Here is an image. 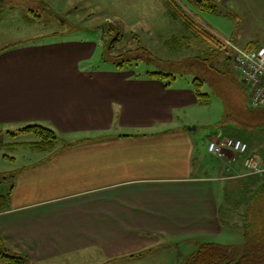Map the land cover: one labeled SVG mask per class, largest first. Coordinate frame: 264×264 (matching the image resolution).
I'll list each match as a JSON object with an SVG mask.
<instances>
[{
  "label": "crops",
  "instance_id": "obj_1",
  "mask_svg": "<svg viewBox=\"0 0 264 264\" xmlns=\"http://www.w3.org/2000/svg\"><path fill=\"white\" fill-rule=\"evenodd\" d=\"M96 31L97 40L98 33L81 39L72 37H80L78 29H65L0 50V125L17 126L10 138L32 135L17 132L26 125H43L56 133L59 148L40 152L27 145L35 139L15 142L40 158L0 186L8 193L0 211L3 245L27 264L139 262L160 235L171 246L181 239L198 246L236 225L244 229L237 221L248 218L264 181L236 177L244 172L241 160L221 161L176 124L178 113L199 102L188 82L175 85V78L165 86L142 71L93 63L102 48ZM247 100L248 90L241 111ZM256 147L245 157L264 159V143Z\"/></svg>",
  "mask_w": 264,
  "mask_h": 264
},
{
  "label": "rangeland",
  "instance_id": "obj_2",
  "mask_svg": "<svg viewBox=\"0 0 264 264\" xmlns=\"http://www.w3.org/2000/svg\"><path fill=\"white\" fill-rule=\"evenodd\" d=\"M208 3L213 9L206 8ZM169 7L177 11L174 13L178 18L169 11ZM182 19L211 24L226 36H235L242 45L249 38L260 40L264 36V0H4L3 4L0 3V46L27 37L47 39L51 37L47 33L65 29H78L80 37H72L81 39H91L88 33H98L92 36L97 40L100 31L96 30L111 27L112 33L121 32L124 35L115 53L133 47L139 49L140 44L147 50L143 56L151 61H133L132 70L172 73L176 77L175 85L179 86L186 82L191 85L194 78H200V91L209 94V101L197 102L191 108V113H178L176 124L179 127L186 125L195 139L205 146L209 141L221 137L244 140L243 135L239 134L242 130L239 122L248 119L251 108L240 109L247 90L238 71L231 59L226 60L227 54L224 52L211 55L208 48L211 44L203 43L199 38L197 40L192 33L194 30H187ZM173 35H185L186 44L172 48L170 39ZM102 53L98 47L92 62L99 63ZM223 61L227 62L230 71ZM238 109L243 112L241 117ZM227 125L234 126L236 131L227 130ZM16 129V125H0V186L9 184L11 174L29 164L30 160L40 158L24 144L15 143L33 140V135L9 137L8 133L16 132ZM259 143H264V125ZM252 150L255 152L256 148ZM246 154H251V151ZM245 155L239 154L235 159L243 161ZM255 195L252 194V199ZM237 222L246 227L242 229L236 225L235 229H229L230 235L225 231L213 240L221 244L238 242L247 230L248 218ZM158 239L161 243L152 251L145 249L140 261L137 260L139 262L116 257L103 264H179L197 247L196 243H183L182 239L174 240L172 246L169 245V238L160 235Z\"/></svg>",
  "mask_w": 264,
  "mask_h": 264
},
{
  "label": "trees",
  "instance_id": "obj_3",
  "mask_svg": "<svg viewBox=\"0 0 264 264\" xmlns=\"http://www.w3.org/2000/svg\"><path fill=\"white\" fill-rule=\"evenodd\" d=\"M207 9H213L210 3L206 6ZM169 11L176 15L177 12L173 9V7L168 8ZM178 18V15H176ZM184 26H186L187 30H194L192 33L195 37L199 38L203 43L207 42L211 44V55L218 54H227L226 60L231 59L233 62V52L230 47L219 37L215 36L208 28L209 26L196 22L195 20H186L182 19ZM113 27V26H112ZM111 27L107 29H99L101 30V40H102V59L113 64L116 69H124V68H132L133 61L137 60H149L148 58H144V53L147 52L141 44L139 45V49L130 48L124 51H120L115 53L118 49V45L123 40V34L121 32L112 33ZM221 36L229 40L231 43H235L233 38L225 36L219 33ZM115 35L116 37H113ZM112 36L111 38H108ZM185 35H173L170 39V46L172 48H177L186 44V40H184ZM38 38H33L31 40H35ZM21 43V41L5 45L1 47L0 50L8 48L12 45H17ZM243 47V46H242ZM257 46L248 45L244 48L252 49ZM139 51V52H138ZM136 52L141 54H137ZM199 61L200 57H197ZM154 58L152 57V60ZM225 59V58H224ZM206 64H209L207 59H204ZM151 61V60H149ZM226 64V68L230 71L227 62L223 61ZM234 64V63H233ZM221 67L220 65H218ZM225 66V65H224ZM235 67V66H234ZM213 68V66H210ZM220 71L219 69H217ZM138 74V73H137ZM139 74H145L147 77L156 78L163 81L165 86H169L174 80L175 75L172 73L164 72L162 70H145L140 72ZM202 80V79H201ZM203 81V80H202ZM244 84V83H243ZM202 82L199 77H196L192 80V89L197 100L203 103L209 101V94L203 93L200 91V86ZM246 87V86H245ZM247 89V88H246ZM248 101V100H247ZM248 107V102L246 104ZM250 108V107H249ZM248 119L242 120L239 122L240 128L242 130L239 134L243 135L244 140L239 137H235L233 139H240L247 144V151L254 152L252 148L255 147V144L258 145L260 141V137L262 134V126L264 125V107L251 108L249 110ZM242 115H240L241 117ZM233 121L234 116L232 117ZM226 128L227 130H231L232 132L236 131L234 126H229ZM246 127V128H244ZM238 128V129H240ZM18 133H30L35 136V140L29 142L27 145L32 149L40 152H53L59 148H57L58 137L56 133L43 125L40 124H29L17 131ZM8 134H12L11 132ZM224 138V137H221ZM232 138V137H231ZM214 140V139H213ZM65 147V146H64ZM249 155V154H248ZM259 158V157H258ZM258 176L262 181L264 178L259 174H252ZM8 193L1 194L0 193V211L5 210L8 206ZM253 202L249 205L248 212V224L247 230L244 233V237L242 238L241 243L233 244V245H225L217 242H203L199 244L194 251L183 259V262H179V264H264V185L262 190L255 195L252 199ZM0 260L6 262L8 264H27V258L23 254H18L14 252H10L3 245V242L0 238Z\"/></svg>",
  "mask_w": 264,
  "mask_h": 264
},
{
  "label": "built area",
  "instance_id": "obj_4",
  "mask_svg": "<svg viewBox=\"0 0 264 264\" xmlns=\"http://www.w3.org/2000/svg\"><path fill=\"white\" fill-rule=\"evenodd\" d=\"M215 36L223 40L232 50L233 63L238 71L242 83L248 90V105L250 108L264 107V41L255 48L246 49L238 44L231 43L215 30L208 28ZM207 150L221 161L231 163L239 154L246 153L247 144L240 139L219 138L209 141ZM231 153V155L229 154ZM245 173L243 175L259 174L264 178V159L255 155L244 157L242 161Z\"/></svg>",
  "mask_w": 264,
  "mask_h": 264
}]
</instances>
